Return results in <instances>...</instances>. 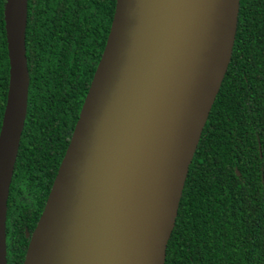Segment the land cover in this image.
I'll list each match as a JSON object with an SVG mask.
<instances>
[{
  "label": "water",
  "instance_id": "water-1",
  "mask_svg": "<svg viewBox=\"0 0 264 264\" xmlns=\"http://www.w3.org/2000/svg\"><path fill=\"white\" fill-rule=\"evenodd\" d=\"M27 1L5 0L3 11L9 75L0 126V264L27 110ZM238 12L239 0H116L22 264H164Z\"/></svg>",
  "mask_w": 264,
  "mask_h": 264
},
{
  "label": "trees",
  "instance_id": "trees-1",
  "mask_svg": "<svg viewBox=\"0 0 264 264\" xmlns=\"http://www.w3.org/2000/svg\"><path fill=\"white\" fill-rule=\"evenodd\" d=\"M115 3L27 1L29 87L7 200L6 264L23 263L25 232L68 146ZM4 4L0 126L9 75ZM164 264H264V0H239L230 61L188 168Z\"/></svg>",
  "mask_w": 264,
  "mask_h": 264
},
{
  "label": "flooded vegetation",
  "instance_id": "flooded-vegetation-1",
  "mask_svg": "<svg viewBox=\"0 0 264 264\" xmlns=\"http://www.w3.org/2000/svg\"><path fill=\"white\" fill-rule=\"evenodd\" d=\"M13 176V175H12ZM11 181H12V179H11ZM11 184V183H10ZM10 188V187H9ZM9 195V194H8ZM7 200H8V198H7ZM6 207H7V202H6ZM19 207H21V206H19ZM38 207V206H37ZM7 212V211H6ZM38 221V220H37ZM37 221H36V223H37ZM36 225V224H35ZM35 227V226H34ZM34 229V228H33ZM33 231V230H32ZM32 231H31V233H32ZM31 233H29V232H25V237L26 238H28L29 239V237H30V235H31ZM27 234H28V236H27Z\"/></svg>",
  "mask_w": 264,
  "mask_h": 264
},
{
  "label": "snow or ice",
  "instance_id": "snow-or-ice-1",
  "mask_svg": "<svg viewBox=\"0 0 264 264\" xmlns=\"http://www.w3.org/2000/svg\"><path fill=\"white\" fill-rule=\"evenodd\" d=\"M25 74L26 73H25L24 64H23L22 69H21V73H20L21 78H23Z\"/></svg>",
  "mask_w": 264,
  "mask_h": 264
}]
</instances>
